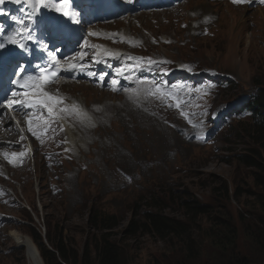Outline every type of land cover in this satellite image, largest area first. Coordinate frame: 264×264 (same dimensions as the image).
<instances>
[{"label":"rangeland","instance_id":"rangeland-1","mask_svg":"<svg viewBox=\"0 0 264 264\" xmlns=\"http://www.w3.org/2000/svg\"><path fill=\"white\" fill-rule=\"evenodd\" d=\"M182 8L192 12L179 21L174 12H163L141 14L132 24L122 23L133 34L156 36L158 42L148 46L159 54V60L173 57L179 62L196 61L201 67H214L237 79L233 89L218 94L215 86L205 85L207 93L197 96L195 108L187 103L193 98L190 93L181 97L182 102L205 119L215 103H232L242 89L250 94L258 85L264 91V5L238 9L226 2L191 0L178 10L180 16ZM198 13L218 17H212L214 21L205 28L202 19L196 21ZM165 38L171 42H163ZM161 86L146 84L135 97L124 101L85 84L65 85L84 103L101 104L91 108L97 109L95 119H80L72 127L75 144L71 145L69 133L66 144L63 140L59 153H63L65 163H59L55 170H47L40 161L32 163L19 182H10L23 196L26 208L8 209L0 195V215L7 212L15 217L0 218V264H45L33 237L35 232L52 251L55 249L48 242V232L52 237L61 233L71 253L81 254L89 245L93 264L94 245L105 234L112 236L123 264L188 263L185 247L177 239H163L145 229L128 232L132 221L138 225L150 212L194 223L196 229L190 233L196 237L200 256L190 264H228L231 256L264 264V235L256 237L264 214V183L258 180L264 177V136L253 131V123L247 118L237 122L236 128L219 138L217 144L212 138L204 146L191 143V132L179 125L187 136L165 149V136L181 134L168 124L194 126L190 118L174 115L177 106L168 118H159L161 109L165 107L166 111L177 104L176 100L166 102L162 98L163 90L157 91ZM108 106L120 110L110 111ZM181 110L198 124L194 116ZM145 139L151 142L148 148L158 155L122 162V155L142 153L146 146L137 145ZM245 157L256 164L249 165ZM154 165L159 170L147 174ZM114 168L105 183L98 181ZM118 169L124 170V182L118 180ZM185 203L205 206L208 214L193 215ZM108 216H115L118 223L113 229L109 228L113 222L107 221ZM102 217L106 221H100ZM229 228L235 229L233 241L227 239ZM218 239L226 241V246H217Z\"/></svg>","mask_w":264,"mask_h":264},{"label":"clouds","instance_id":"clouds-1","mask_svg":"<svg viewBox=\"0 0 264 264\" xmlns=\"http://www.w3.org/2000/svg\"><path fill=\"white\" fill-rule=\"evenodd\" d=\"M206 14H211V13H206ZM16 38V35L14 36ZM13 38V39H14ZM152 52L155 51H148L144 54H151ZM174 59L173 57H170ZM175 60V59H174ZM178 61V60H177ZM189 62H196V61H189ZM203 68H210V67H203ZM214 69V67L212 68ZM224 74L230 75L234 77V80H230L227 82V85L221 86L219 85L217 87V94L225 89H233L237 83V79L235 78L234 74H230L228 72L224 71ZM65 85L60 86L56 88L57 90H63L66 91L64 88ZM256 90L250 94L246 93L243 89L239 93V95L234 99H242L244 101L240 102L237 107L235 108V111L241 110L246 107V105L249 103L251 109L252 108V95L256 94L257 91L259 90V86L256 85ZM70 96V102L71 104H76L81 106L82 103H84L82 100L78 99L75 97L72 93H69ZM233 100L232 103H229V101L218 104L215 103L214 107L212 108V111L208 115V124L201 125L200 127L202 128V131L211 130V135L206 136L204 135L203 132L196 133V132H191L192 134V139L191 143H203L204 146H207L208 142L214 138L216 140V144L220 139H223V135L233 131L234 128H236L235 124L239 121H234L233 123L231 122L230 124L223 126L222 123H220L217 119H213L212 115L216 113L219 107L221 106H226V107H232L234 106L235 101ZM179 107L183 109L185 113L189 114H195L193 109H190L186 103L182 102L179 103ZM177 107L175 114H181L186 116L181 110V108ZM175 108V107H174ZM174 108L171 109V113H173ZM165 110V107L161 109L159 112L160 116L159 118H167L166 116H162L163 111ZM3 113V115H0V127H1V132H0V194L2 191H5V195L3 196V199L5 200V206L6 208H12L16 207V210L19 208H26V204L23 201V196L21 197L17 192L14 191V189L10 186V182L14 183L19 182L22 179V176L25 175V170H29L31 168V164H37L38 161L43 162L47 170H52V169H57L59 163H65L63 159V153H59L61 148L56 149L54 146V141L58 138V134L60 133L62 129V120L55 125L53 123L54 117L53 118H43L40 120L39 127H42L44 129H47L49 127L51 133L48 134L46 133L43 138H39V136H35L32 133V130L29 128L28 121L25 119H22L18 116L19 112L18 111H11L9 109H3L0 111ZM254 115L250 118V120L255 121V111L253 110ZM229 115V113L227 114ZM242 121V120H240ZM8 123H13V127H7L6 124ZM253 123V121H252ZM254 124V123H253ZM168 126L171 128V124H168ZM232 126V127H231ZM36 125L33 123V129H36ZM231 127V128H230ZM227 128V130H225ZM218 134V137L212 136L214 133ZM70 134L71 138V133L72 129L67 132V134ZM66 134V135H67ZM41 140L40 143H38ZM213 146V145H210ZM33 155L31 157L32 151ZM1 153H6L8 154L11 158H5ZM12 153H23L24 155L22 157H13L11 156ZM59 153V154H57ZM123 167V165H122ZM116 168V167H115ZM114 170L109 171L103 178L98 179V181H101L103 183L106 182L107 178H110L114 174ZM6 170V171H5ZM118 172L120 173V177L118 180L124 181L125 180V173L124 170L118 169ZM100 189V187H98ZM106 188V186H104ZM84 199L81 198L79 203H82ZM1 219L8 220L9 218L15 219V217L11 214H8L7 212H3V214L0 215Z\"/></svg>","mask_w":264,"mask_h":264},{"label":"snow or ice","instance_id":"snow-or-ice-1","mask_svg":"<svg viewBox=\"0 0 264 264\" xmlns=\"http://www.w3.org/2000/svg\"><path fill=\"white\" fill-rule=\"evenodd\" d=\"M16 2L25 3L28 2V0H16ZM233 2L244 3L246 2V0H233ZM262 2H264V0H262ZM3 3H5V0H0V4ZM65 3L66 0H62L60 4H55L54 7L58 12H63ZM29 7L32 8L34 11H39L40 7L47 8L48 4L46 3V0H30ZM63 14L68 15L67 12H64ZM32 23V12H29L27 14V19H17V24L19 25V28L15 30L16 38L10 39L9 43L12 45H16L21 50L26 49V44L20 42V38L27 35L30 40L32 39V32L34 31ZM4 35H6V33L0 31V37ZM90 35L98 34L90 33ZM83 44L85 46L88 45V41L84 40ZM6 46L7 45L2 40H0V77L5 74V65L7 64V68L11 76H15V79H11V85L16 86V88L10 91L11 98H7L9 90L7 87L5 88L6 95L5 97H0V107L9 109L13 106H16L20 110L32 109L36 111H43L46 109L49 115L55 114V109L57 106H63L60 110L64 112L80 111L79 105H69L65 97L52 95L49 92L45 91L44 88L48 83L53 82L54 79L57 78L58 72L87 71V62L85 60L87 51H90L93 48L100 49L102 48L101 45H91L86 51H81L80 60L78 62L68 64L65 68L60 67V61L58 59H53L51 61H48L47 63L35 64L32 67V73H29L28 68L21 63L20 57L23 56V52L12 53L8 55L7 58L5 57L3 49H5ZM57 51H59V49H57ZM95 55L99 57L100 55L113 56L114 54L111 52H97L95 53ZM141 59L143 60L144 58ZM95 62L99 63L100 61L97 59ZM158 63L165 62L153 61L148 58L147 63L141 65L139 67V70H143L144 67H147L149 70H151V68ZM135 70H137L135 66L132 69H129V71ZM161 70L165 72L167 71L163 68ZM120 71H123V69H121ZM104 75H100L99 79L103 80ZM111 83L113 85H116L119 83V81L113 79ZM157 91H162V89L158 88ZM177 107H179V101L177 102ZM0 115H3V113L0 112ZM28 124L30 130H32L33 134L36 135L37 133L33 129V122L31 119H29ZM23 155V153L11 154V156L13 157H22Z\"/></svg>","mask_w":264,"mask_h":264},{"label":"trees","instance_id":"trees-1","mask_svg":"<svg viewBox=\"0 0 264 264\" xmlns=\"http://www.w3.org/2000/svg\"><path fill=\"white\" fill-rule=\"evenodd\" d=\"M252 100V108L255 111V121L252 120L254 124H252L251 128H253V131H255L258 135L264 136V91L259 88L257 93L252 95ZM238 125H242V122ZM262 145L264 149V141L262 142ZM243 160L247 161L249 165L256 164V162L249 161L246 157ZM258 180L261 181V183H264V177L259 176ZM185 207L186 209H190L192 214L196 216L200 214H208L207 207L199 204L192 205L189 203L188 205L186 204ZM100 221L104 222L106 219L102 217L100 218ZM107 221L113 222V224L109 226L110 229H113L118 225V223H116L115 216H108ZM260 221L262 228L258 229L256 231L257 236L255 235L258 238L263 237L264 235V214L261 216ZM193 224L194 223L192 222L183 223L162 212H150L145 214V219L142 223L137 225L134 221H132L128 228V232H138L140 229H145L152 233L160 234L163 239L168 237L177 239L179 244L182 245V247H185L187 252L186 256H188V258L186 259L188 260V263L185 262L184 264H190V261H193L197 256H200V252L197 249L198 247L195 245L196 237H194L193 233H190L196 229ZM229 231L230 237L228 236L227 239L233 241L235 229L229 228ZM33 237L41 249V255L43 256L45 264H93L92 249L89 245H86L81 254L77 251H73L71 253L69 252L66 243H64L61 233L56 237H52V235L48 232V242L55 249V251H52L48 247H45L43 238L38 232H35ZM111 237L112 236H110V234H105L101 241H97V243H95V264H123L121 252L118 250V247L112 241ZM215 243L217 246H222L226 243V241L218 239ZM227 262L228 264H252L250 260L239 256H235L233 258L231 256ZM180 264L183 263L181 262Z\"/></svg>","mask_w":264,"mask_h":264},{"label":"bare ground","instance_id":"bare-ground-1","mask_svg":"<svg viewBox=\"0 0 264 264\" xmlns=\"http://www.w3.org/2000/svg\"><path fill=\"white\" fill-rule=\"evenodd\" d=\"M209 1V0H208ZM196 7H198V9H200V7H202V6H196ZM231 7H234V6H232L231 5ZM234 8H236V7H234ZM259 8V7H258ZM248 9V8H247ZM119 59L120 60H126L127 58L125 57V56H123V55H120L119 56ZM21 63L23 64V60H21ZM108 109L110 110V111H117V112H119V108H117V107H115V106H108ZM107 109V110H108ZM79 113H81V114H83V113H86V110L84 109V108H82V107H80V111H78ZM88 120V119H87ZM86 123V122H85ZM95 124V123H94ZM6 126L7 127H13V123H8V124H6ZM66 128L67 129H69L70 127H69V125L68 124H66ZM175 130H177V131H180L181 132V134L180 135H178V136H174V135H167V136H165L164 138H163V140L164 141H166V148L165 149H168L171 145H176L177 143H176V141L179 139V141L180 140H182L183 138H185L186 136H187V133L186 132H183L182 130H181V127L179 126V125H177V126H174L173 127ZM89 129H91V127L89 128ZM2 130H1V127H0V132H1ZM89 131V130H88ZM189 138H191L192 139V135H190L189 136ZM70 139H72V144L71 145H73V144H75V141H76V139H75V136L71 133V138ZM77 143V142H76ZM151 142H148L146 139L142 142H140L139 143V145H137V146H143V145H145L146 147H144L145 149H144V151H142V153H138L137 151L136 152H134V153H131V154H129V155H122V158H123V160H122V162H126V161H131V160H134V161H138L139 159H140V157L143 155L144 157H150V156H157L158 155V152L155 154L154 153V151H152V149H149L148 147H149V144H150ZM73 148H74V146H73ZM159 170V166L158 165H154L152 168L150 167L149 169H148V171H147V174L149 173V172H156V171H158ZM126 173H128V172H126ZM124 182V181H123ZM131 185V184H130ZM13 232H15V231H13ZM48 245V244H47Z\"/></svg>","mask_w":264,"mask_h":264}]
</instances>
